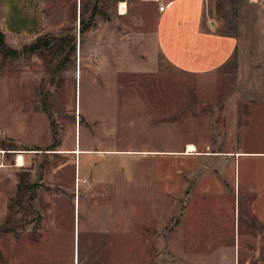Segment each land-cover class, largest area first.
Returning <instances> with one entry per match:
<instances>
[{
  "label": "rangeland",
  "instance_id": "374dc122",
  "mask_svg": "<svg viewBox=\"0 0 264 264\" xmlns=\"http://www.w3.org/2000/svg\"><path fill=\"white\" fill-rule=\"evenodd\" d=\"M152 1L45 0V33L0 40V264H75L77 209V264H264V0H208L237 49L207 74L147 56ZM79 137L139 155L76 185Z\"/></svg>",
  "mask_w": 264,
  "mask_h": 264
},
{
  "label": "crops",
  "instance_id": "0c3cea01",
  "mask_svg": "<svg viewBox=\"0 0 264 264\" xmlns=\"http://www.w3.org/2000/svg\"><path fill=\"white\" fill-rule=\"evenodd\" d=\"M164 1L158 0V6H163V11H159L153 1L144 3L147 11L144 17H140L141 23L146 27L149 25L145 17L154 22V28L145 34L149 42L143 45V50L147 56L160 55L170 66L190 74L215 72L232 59L237 40L231 35L217 32L221 25L218 18L212 15L205 17L208 0ZM44 9L45 0H0V34L3 41H24L45 33L47 22ZM91 33L93 30L87 35ZM90 42L93 43L92 39ZM83 143L80 137L78 140L75 138L67 154L74 158L76 177L79 179V175H83L91 183L105 184L119 175H127L124 167V170L117 167L119 159L139 155V152L132 150L110 148L109 143L105 142L95 148ZM253 210L264 227V205L255 204ZM76 222L78 231V209Z\"/></svg>",
  "mask_w": 264,
  "mask_h": 264
},
{
  "label": "bare ground",
  "instance_id": "6f19581e",
  "mask_svg": "<svg viewBox=\"0 0 264 264\" xmlns=\"http://www.w3.org/2000/svg\"><path fill=\"white\" fill-rule=\"evenodd\" d=\"M118 14L119 15H125L126 14V5H125V3H120V5L118 7ZM186 151L187 152L185 154L188 155L189 152H194L195 151V147L193 145H188L187 148H186ZM75 153L79 154L78 152H75ZM23 166H24V158H23V155L20 154V153H17V156L15 157V167L16 168H21Z\"/></svg>",
  "mask_w": 264,
  "mask_h": 264
},
{
  "label": "trees",
  "instance_id": "16d2710c",
  "mask_svg": "<svg viewBox=\"0 0 264 264\" xmlns=\"http://www.w3.org/2000/svg\"><path fill=\"white\" fill-rule=\"evenodd\" d=\"M90 17L91 18L94 17V12L91 13ZM83 21L84 20L80 15V19H79V33H80V35L87 34L90 31V27H91L90 23L84 24ZM0 40L3 41L1 34H0ZM73 48H74V45H73Z\"/></svg>",
  "mask_w": 264,
  "mask_h": 264
},
{
  "label": "flooded vegetation",
  "instance_id": "af4514ba",
  "mask_svg": "<svg viewBox=\"0 0 264 264\" xmlns=\"http://www.w3.org/2000/svg\"><path fill=\"white\" fill-rule=\"evenodd\" d=\"M76 231V238H75V242H74V252H73V263L77 264V259H78V237H77V224H75V229Z\"/></svg>",
  "mask_w": 264,
  "mask_h": 264
},
{
  "label": "built area",
  "instance_id": "2783aa9c",
  "mask_svg": "<svg viewBox=\"0 0 264 264\" xmlns=\"http://www.w3.org/2000/svg\"><path fill=\"white\" fill-rule=\"evenodd\" d=\"M154 1H157L158 2V0H154ZM159 11H163V6H159ZM77 181V182H76ZM79 179H78V177H76V179H75V184L77 185L78 183H79Z\"/></svg>",
  "mask_w": 264,
  "mask_h": 264
}]
</instances>
